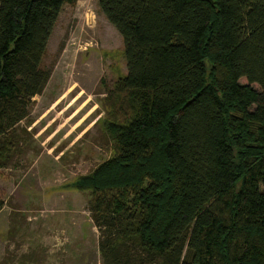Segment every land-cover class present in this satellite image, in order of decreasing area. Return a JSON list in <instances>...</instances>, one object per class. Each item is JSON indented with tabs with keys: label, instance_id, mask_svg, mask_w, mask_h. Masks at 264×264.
Listing matches in <instances>:
<instances>
[{
	"label": "trees",
	"instance_id": "16d2710c",
	"mask_svg": "<svg viewBox=\"0 0 264 264\" xmlns=\"http://www.w3.org/2000/svg\"><path fill=\"white\" fill-rule=\"evenodd\" d=\"M75 2L0 0V166L49 78L58 14ZM98 8L126 62L106 123L115 152L76 185L92 192L101 263L264 264V0Z\"/></svg>",
	"mask_w": 264,
	"mask_h": 264
},
{
	"label": "rangeland",
	"instance_id": "374dc122",
	"mask_svg": "<svg viewBox=\"0 0 264 264\" xmlns=\"http://www.w3.org/2000/svg\"><path fill=\"white\" fill-rule=\"evenodd\" d=\"M41 65L49 78L20 123L9 164L0 166V264H102L92 192L76 185L115 152L106 123L126 62L98 0L62 6Z\"/></svg>",
	"mask_w": 264,
	"mask_h": 264
}]
</instances>
